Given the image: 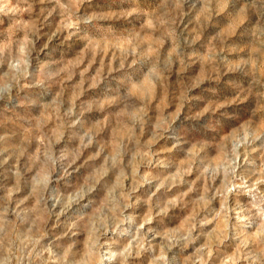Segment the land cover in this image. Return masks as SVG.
<instances>
[{"label":"rangeland","instance_id":"obj_1","mask_svg":"<svg viewBox=\"0 0 264 264\" xmlns=\"http://www.w3.org/2000/svg\"><path fill=\"white\" fill-rule=\"evenodd\" d=\"M0 264H264V0H0Z\"/></svg>","mask_w":264,"mask_h":264}]
</instances>
